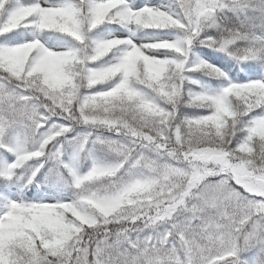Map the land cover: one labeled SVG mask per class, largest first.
<instances>
[{
	"label": "snow or ice",
	"instance_id": "6c2138e0",
	"mask_svg": "<svg viewBox=\"0 0 264 264\" xmlns=\"http://www.w3.org/2000/svg\"><path fill=\"white\" fill-rule=\"evenodd\" d=\"M0 264H264V0H0Z\"/></svg>",
	"mask_w": 264,
	"mask_h": 264
}]
</instances>
